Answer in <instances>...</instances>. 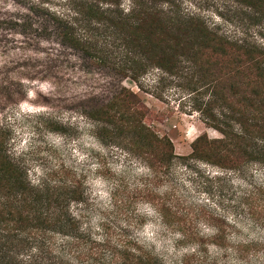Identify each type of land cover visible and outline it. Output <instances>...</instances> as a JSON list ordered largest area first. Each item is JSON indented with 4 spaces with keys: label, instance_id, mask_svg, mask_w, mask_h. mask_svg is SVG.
Here are the masks:
<instances>
[{
    "label": "rangeland",
    "instance_id": "374dc122",
    "mask_svg": "<svg viewBox=\"0 0 264 264\" xmlns=\"http://www.w3.org/2000/svg\"><path fill=\"white\" fill-rule=\"evenodd\" d=\"M116 1L124 12L131 4H141ZM255 3L146 2L174 4L219 34L264 50V1ZM62 4L64 0H0V126L9 130V149L31 182L54 174L79 182L84 199L69 210L78 218L81 234L90 238L68 249L58 236L38 237L25 246L26 254H43L46 260L66 258L76 264H116L111 254L120 243L129 247L135 240L162 264H182L191 249L179 243L177 231L192 228L210 238L214 231L210 215L223 216L234 226L236 234L230 239L235 244H264V223L245 200L257 196L258 187L264 185V172L257 165L225 172L204 162H190L188 167L175 161L154 174L142 159L95 136L94 124L84 112L125 87L136 92L146 122L171 140L175 154H189L198 135L212 141L222 138L197 111L205 94L187 91L184 77H168L153 69L136 84L93 66L79 51L60 44L42 18L59 11ZM155 204L170 208V224ZM209 253L220 263L232 261L231 254L224 258L211 245ZM257 258H250L251 262Z\"/></svg>",
    "mask_w": 264,
    "mask_h": 264
},
{
    "label": "trees",
    "instance_id": "16d2710c",
    "mask_svg": "<svg viewBox=\"0 0 264 264\" xmlns=\"http://www.w3.org/2000/svg\"><path fill=\"white\" fill-rule=\"evenodd\" d=\"M149 1L166 0H139L141 4H131L126 12L116 0H64L59 11L42 19L49 22L60 44L79 51L93 66L136 84L153 69L168 77H184L187 91L205 94L197 111L222 138L212 141L198 135L189 154H175L171 140L146 122L136 92L125 87L84 112L94 124L95 136L142 159L154 174L175 161L188 167L190 162H204L225 172H240L254 164L264 172V50L219 34L174 4H146ZM257 1L264 0H248ZM9 138V130L0 126V264H76L66 258L46 260L43 254H26L25 246L44 236L64 239L68 249L81 240L90 241L69 210L84 199L79 182L55 174L31 182L10 151ZM245 200L264 223V185L258 187L257 196ZM155 209L171 223L170 208L155 204ZM207 218L213 222L210 238L192 228L177 231L179 243L191 249L182 264H264V244H235L230 239L236 234L233 225L223 216ZM209 245L224 258L231 254L232 261L220 263L210 255ZM89 246L87 252L93 256ZM119 247L111 254L116 264H162L135 240L129 247L126 242ZM252 257L258 258L251 262Z\"/></svg>",
    "mask_w": 264,
    "mask_h": 264
}]
</instances>
